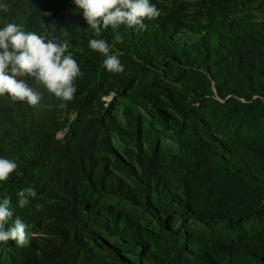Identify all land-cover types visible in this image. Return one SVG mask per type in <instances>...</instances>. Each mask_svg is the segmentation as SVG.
Segmentation results:
<instances>
[{
	"label": "trees",
	"instance_id": "16d2710c",
	"mask_svg": "<svg viewBox=\"0 0 264 264\" xmlns=\"http://www.w3.org/2000/svg\"><path fill=\"white\" fill-rule=\"evenodd\" d=\"M246 1L150 0L158 17L132 27L103 29L101 24L97 34L74 0H0V6H8V11L0 7V30L14 23L46 41H67L65 55L80 68L70 101L56 97L28 74L15 78L41 94L38 105L0 95V158L17 164L8 179L0 181V204L10 197L13 210L5 230L20 219L30 236L26 246L15 240L0 242V264H69L74 253H87L88 248L67 230L68 224L93 223L109 231L112 223L115 235L134 229L124 214L113 218L109 207L89 209L86 198L89 187L121 193L122 184L112 170L126 165L106 138L110 123L103 118L102 99L126 74H141L157 60L179 57L208 67L219 99L226 102L221 114L203 122L201 137L184 143L185 158L174 171L182 188L176 199L195 225L169 231L170 251L153 264H264V21L217 19L208 12L216 7L233 13ZM191 6L200 17L206 12L202 21L187 20ZM91 39L105 40L109 55L118 57L124 71H108L106 57L90 48ZM8 51L14 50L9 46ZM11 68L9 64V75ZM137 159L147 188L155 194L162 188L158 193L169 198L166 178L151 170L153 159L145 154ZM29 187L36 196L21 209L18 193ZM137 195L132 189L128 198L135 202ZM42 233L56 238H41Z\"/></svg>",
	"mask_w": 264,
	"mask_h": 264
},
{
	"label": "rangeland",
	"instance_id": "374dc122",
	"mask_svg": "<svg viewBox=\"0 0 264 264\" xmlns=\"http://www.w3.org/2000/svg\"><path fill=\"white\" fill-rule=\"evenodd\" d=\"M188 11L190 16H198L197 19L189 16L188 21H202L206 16L205 11L201 17L197 10L195 13L194 6ZM208 12L217 19L226 16L264 21V0H247L243 9L233 13L216 7ZM102 102L103 118L110 123L106 138L126 165L122 170H112L122 184L121 193L118 189L111 192L89 187L86 198L92 206L89 209L109 207L113 218H123L124 214L134 229L127 228L125 235H115L112 223L109 231L93 223L68 224L67 230L76 233L88 248L87 253H74L69 264H153L170 251L169 231L195 225L176 199L182 188L174 171L185 158L184 143L201 137L203 122L208 116L221 114V105L226 101L219 99L208 67L179 57L178 61L157 60L141 74H126ZM141 154L153 159L151 170L166 178L172 194L169 198L158 193L163 192L162 188L156 194L147 188L137 162ZM132 189L138 190L135 202L128 198ZM115 210L120 215H114ZM83 213L87 214L84 208ZM100 214L103 216L104 212ZM39 237L56 238L50 233Z\"/></svg>",
	"mask_w": 264,
	"mask_h": 264
},
{
	"label": "clouds",
	"instance_id": "9594fccd",
	"mask_svg": "<svg viewBox=\"0 0 264 264\" xmlns=\"http://www.w3.org/2000/svg\"><path fill=\"white\" fill-rule=\"evenodd\" d=\"M75 5L83 10V16L87 24L97 34L103 29L112 26L114 29L126 24L130 27L142 25L145 18L154 19L160 15L155 5L150 0H74ZM5 11L8 6L3 5ZM52 32L56 31V25H51ZM120 35L115 36L119 42ZM14 50L9 52L8 48ZM91 49L103 54L106 59L104 66L110 72H123L124 68L116 55H109V45L103 39H91ZM69 43H56L51 39L33 32L25 33L14 23H7L0 30V95L9 94L17 100H27L30 105H38L41 94L29 88L23 81H17V75L28 74L35 78L36 82L43 84L50 93L64 101L73 99L77 89L73 81L80 75V68L76 60L65 55ZM18 53V54H17ZM9 64L12 65L11 75L7 74ZM17 168V164L6 158H0V181H6ZM35 191L29 187L18 193V206L23 209L30 198H35ZM10 197L5 198L0 204V242L15 240L20 246L28 245L29 234L26 233V225L17 219L7 231L5 224L13 215L9 208Z\"/></svg>",
	"mask_w": 264,
	"mask_h": 264
}]
</instances>
